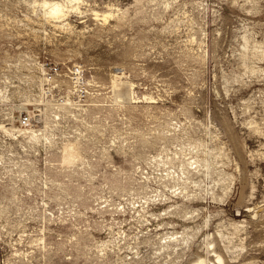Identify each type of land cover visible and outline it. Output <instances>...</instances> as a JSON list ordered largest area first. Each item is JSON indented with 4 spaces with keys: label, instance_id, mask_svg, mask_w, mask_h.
<instances>
[{
    "label": "rangeland",
    "instance_id": "rangeland-1",
    "mask_svg": "<svg viewBox=\"0 0 264 264\" xmlns=\"http://www.w3.org/2000/svg\"><path fill=\"white\" fill-rule=\"evenodd\" d=\"M33 1L0 0V124L46 115L0 129V264H264V0Z\"/></svg>",
    "mask_w": 264,
    "mask_h": 264
},
{
    "label": "bare ground",
    "instance_id": "bare-ground-1",
    "mask_svg": "<svg viewBox=\"0 0 264 264\" xmlns=\"http://www.w3.org/2000/svg\"><path fill=\"white\" fill-rule=\"evenodd\" d=\"M62 1V0H61ZM66 1V4L69 3L70 5V9L71 10H74V12H79L80 14V9H79V2L80 0H64V2ZM254 2V1H253ZM33 5L34 6H40L42 8V14L41 15L42 17H44L45 20H51L54 25L53 27L55 28H63L66 24H63V22L67 19V17L69 16V14H67L69 12V10L67 11L64 7V5L62 4V2H60L59 0L58 1H48V0H40L39 2H37V0H34L33 2ZM32 5V4H31ZM33 6V7H34ZM69 7V6H68ZM40 8V9H41ZM67 8V7H66ZM35 9V8H34ZM113 9V8H112ZM111 9V10H112ZM115 10V8H114ZM93 13V14H92ZM91 14L94 16L95 20H100V21H103L104 23H106L108 20H110V18H113V14L112 12L110 13H103V14H99L95 11H93ZM114 13V12H113ZM115 15V14H114ZM44 20V21H45ZM58 25H57V24ZM66 23V22H65ZM56 24V25H55ZM52 25V24H51ZM66 28V27H64ZM69 28V27H68ZM67 29V28H66ZM242 40H243V51H244V54H243V60H249V58L251 57L252 60H257L258 62H262L264 60V52L263 50H260V47L261 46H258L257 44V41L253 40V45L251 47H249V39L248 37L246 36H243L242 37ZM259 44H262V43H259ZM242 55V54H241ZM242 59V58H241ZM244 62V61H243ZM245 64V63H244ZM245 67V66H244ZM248 68V67H247ZM39 73H40V76L41 77H37L38 78V81H43L44 78H43V74L45 72V70L40 66V64L38 65V67L36 68ZM247 70V69H246ZM253 70V69H252ZM251 70V71H252ZM70 71V70H68ZM253 72V71H252ZM117 76V75H116ZM114 79H116V77H113ZM118 78V77H117ZM120 78V77H119ZM113 79V80H114ZM111 80V81H113ZM120 80V79H119ZM118 80V81H119ZM113 83V87L115 89V96L116 98H121L123 99V101L125 100L126 102L130 103L133 98H131V93H130V87L129 85L127 86V84H123V83H117L116 81L115 82H112ZM41 84V83H40ZM67 84L69 85V88H71V90H69L67 93V96H66V101L60 105L61 108H63L62 106H72L73 104L75 105V103H73V101L71 100V96L70 94H72V91L74 90V84L72 82H69L67 81ZM41 86V85H40ZM121 88L123 89L124 88V91H117V90H121ZM43 92V90H42ZM114 92V91H113ZM43 94V93H42ZM41 94V95H42ZM45 94V93H44ZM74 94V93H73ZM29 100V99H27ZM122 101V102H123ZM29 102V101H28ZM40 104L43 105L44 101L40 100L38 101ZM76 102V101H75ZM27 103V101H26ZM31 103V102H30ZM40 104H37V105H40ZM33 105V104H31ZM35 105V104H34ZM39 109V108H38ZM65 109V108H64ZM37 110V109H36ZM61 110V109H59ZM38 111V110H37ZM41 111V110H40ZM42 113L39 114V117L41 119V121H43L44 125H46V122H45V119H44V116L46 117L45 115V112H44V108L42 109ZM39 112V111H38ZM43 115V116H42ZM42 116V117H41ZM10 124H0V129L6 133L9 137H11L13 140H17L18 137L20 136H23L24 138H27L29 141H33V142H38V140L40 139V137L38 136V134L36 133V130L32 129V128H21V127H14L12 126L13 128H10L9 126ZM257 129V128H256ZM256 134H259V131L258 129L255 130ZM43 140H49L47 136H43L42 137ZM74 143V142H73ZM77 143L75 142L74 145H76ZM62 150H64V146L65 144L62 143ZM61 159H63V151H62V156H61ZM63 161V160H62ZM64 162V161H63ZM255 215L257 216V212H255ZM254 215V216H255ZM214 258H215V263L217 262V264H224V261L222 259L221 256L217 255V254H213ZM192 264H210L206 258H198L195 262H193ZM212 264V263H211Z\"/></svg>",
    "mask_w": 264,
    "mask_h": 264
},
{
    "label": "built area",
    "instance_id": "built-area-1",
    "mask_svg": "<svg viewBox=\"0 0 264 264\" xmlns=\"http://www.w3.org/2000/svg\"><path fill=\"white\" fill-rule=\"evenodd\" d=\"M45 70L44 74L42 75L44 78V83H52L55 82L57 79L56 77L59 76V68L56 66H48L47 68H43ZM70 80L74 84V91L78 94V98H86L87 95V83L85 82V75L83 68L81 66H74L69 71ZM82 96V97H81ZM41 125V119L39 115H24L20 116L19 118V126L23 128H38Z\"/></svg>",
    "mask_w": 264,
    "mask_h": 264
}]
</instances>
